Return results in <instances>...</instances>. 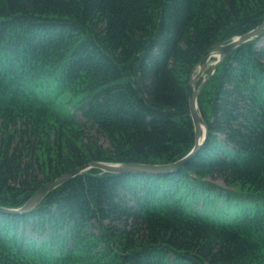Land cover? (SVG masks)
I'll return each mask as SVG.
<instances>
[{
  "label": "trees",
  "instance_id": "16d2710c",
  "mask_svg": "<svg viewBox=\"0 0 264 264\" xmlns=\"http://www.w3.org/2000/svg\"><path fill=\"white\" fill-rule=\"evenodd\" d=\"M262 22L264 0H0V206L93 161L183 158L195 67ZM260 38L200 92L209 134L184 166L92 167L0 212V264H264Z\"/></svg>",
  "mask_w": 264,
  "mask_h": 264
},
{
  "label": "water",
  "instance_id": "95a60500",
  "mask_svg": "<svg viewBox=\"0 0 264 264\" xmlns=\"http://www.w3.org/2000/svg\"><path fill=\"white\" fill-rule=\"evenodd\" d=\"M264 34V22L258 25L256 28L250 30L249 32L233 38L227 43L217 44L200 63V68L197 73L195 70L191 77V92H190V109L191 115L195 124L196 141L194 147L186 154L183 158L175 162L165 163V164H145V163H119V162H104V161H93L86 165L73 168L50 182L43 185L23 206L18 208H8L0 206V212H13L22 213L28 212L34 209L39 203L44 199V197L54 188L58 187L68 179L76 176L77 174L84 172L92 167H96L108 172H149V173H159V172H170L184 166L187 161L192 158L200 147L204 144L208 137V128L206 121L199 111L198 96L212 74L215 72L216 68L224 57L238 45L251 40L255 37ZM211 56H217L216 61L213 63L211 68L206 74L205 70L208 64V60ZM204 76L203 81L200 85L196 86L198 80Z\"/></svg>",
  "mask_w": 264,
  "mask_h": 264
},
{
  "label": "rangeland",
  "instance_id": "374dc122",
  "mask_svg": "<svg viewBox=\"0 0 264 264\" xmlns=\"http://www.w3.org/2000/svg\"><path fill=\"white\" fill-rule=\"evenodd\" d=\"M243 35V34H242ZM237 36H241V35H235L233 38H235V37H237ZM232 38V39H233ZM231 39V40H232ZM230 40V41H231ZM224 43V42H223ZM258 44L261 46V45H263L264 44V35L260 38V40H259V42H258ZM208 55V54H207ZM206 55V56H207ZM205 56V57H206ZM204 57V58H205ZM204 58L200 61V63L204 60ZM216 60V57H211L209 60H208V64H207V67H206V72L208 71V69L210 68V66L213 64V62ZM200 63H198V65L195 67V73H197L198 72V70H199V68H200ZM194 72V71H193ZM198 83V82H197ZM196 86H197V84H196ZM92 134H94V135H97L96 133H95V131H92ZM97 137H98V140H99V143L100 144H102L103 145V147H109L110 146V144H109V142H108V140H106V138H105V136H103V135H97ZM104 162H110V161H104ZM111 163V162H110ZM114 163V162H113ZM211 179V178H210ZM217 184H219V185H221V186H224L225 185V182L223 181V179L221 178V177H217V178H215V179H213ZM226 186V185H225ZM40 189V188H39ZM38 189V190H39ZM37 190V191H38Z\"/></svg>",
  "mask_w": 264,
  "mask_h": 264
}]
</instances>
